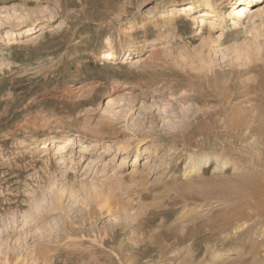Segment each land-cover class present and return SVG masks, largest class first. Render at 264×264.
<instances>
[{
  "label": "rangeland",
  "instance_id": "1",
  "mask_svg": "<svg viewBox=\"0 0 264 264\" xmlns=\"http://www.w3.org/2000/svg\"><path fill=\"white\" fill-rule=\"evenodd\" d=\"M196 1L0 0V264H264V0Z\"/></svg>",
  "mask_w": 264,
  "mask_h": 264
},
{
  "label": "bare ground",
  "instance_id": "2",
  "mask_svg": "<svg viewBox=\"0 0 264 264\" xmlns=\"http://www.w3.org/2000/svg\"><path fill=\"white\" fill-rule=\"evenodd\" d=\"M211 1L212 0H202V2H200L199 0H197L196 2H186V3L182 4L180 7L182 8V12L186 15H188L187 12L190 9H194L195 7L203 6V7L207 8V11L205 12V16L203 15V16L199 17V20H197V21L200 22L201 26H203V25H209L210 26L211 24H214L215 22L221 21L226 17L225 16L226 12L224 11V8L221 6L223 4V2H221L222 0H218L217 3H215V5H213V3H211ZM240 1L241 2L239 3V5H237V7H234V8L232 7V12H231V14H229L231 19L234 20V23L238 22L240 20V18H242L244 15L247 16L245 11L249 12L248 14H250L251 20H253L254 17H257L259 14L262 13V12L261 13L259 12L260 11V4L255 5L254 9L251 10V9L246 8V5H245L246 3L244 2V0H240ZM188 5H189V7H187ZM172 10H173V8L170 9V14H172V12H173ZM192 14L193 13H190V15H192ZM206 16H210V17H206ZM19 18L20 17H18V19ZM178 19H180L179 16L175 15L172 19L164 18L162 21L164 22L165 25H168V23L172 24L173 22H176ZM192 19L196 20V16H193ZM115 55H116V51L112 47H108L104 51V58L112 57ZM32 139H33V141L36 140V138H34V137ZM76 139H77L76 136H74L73 134H69L65 138V141H63V143H60L54 147V150H55L54 153L59 154V157L62 160H65L67 155H68V151H66L68 144H70V142H72ZM78 140H79V142H81L80 139H78ZM51 141L57 142V141H59V139L57 137H52ZM43 144H44L43 148L48 147V145H46V140ZM137 144L138 143H136V147H137ZM90 146H98V143L94 140H90L87 143L86 142L81 143V147H82L81 151H87V149ZM33 147L34 146H30L29 148L32 150ZM127 147H128V145L123 147L124 150H126ZM102 148H104L106 150H110L112 148L118 149V147H115L112 143H108V142L103 143ZM42 152L44 153L45 150H42ZM214 162H215L214 167L211 170V172H220V171L225 172V170H227L229 166L234 167V164H232L229 159L222 157V156H220V157L216 156ZM200 169L201 168H200L199 162L193 158V159H190L188 162H185L183 164L181 174L182 175H190V174L199 172ZM204 185H206V184H204Z\"/></svg>",
  "mask_w": 264,
  "mask_h": 264
}]
</instances>
